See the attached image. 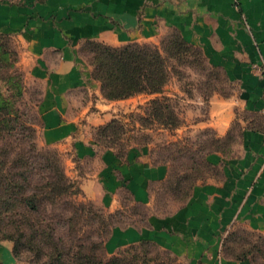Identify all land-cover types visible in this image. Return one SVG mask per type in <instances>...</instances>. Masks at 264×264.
<instances>
[{
	"label": "crops",
	"instance_id": "obj_1",
	"mask_svg": "<svg viewBox=\"0 0 264 264\" xmlns=\"http://www.w3.org/2000/svg\"><path fill=\"white\" fill-rule=\"evenodd\" d=\"M173 32L200 48L235 86L230 96L209 98L208 116L200 122L218 137L238 125L235 150L229 157L212 155L221 173L198 180L187 200H164L163 211L149 213L145 224L115 226L107 254L147 240L183 264H256L228 255L224 241L235 229L264 235V81L254 67L264 63V0H0V35L16 41L17 64L27 84L39 88V140L91 163L80 183L84 198L109 212L123 207V193L154 210L171 163L156 158L152 143L120 154L94 137L99 126L147 99L104 97L82 48L88 41L117 47L156 42ZM0 264L29 263L3 239Z\"/></svg>",
	"mask_w": 264,
	"mask_h": 264
},
{
	"label": "rangeland",
	"instance_id": "obj_2",
	"mask_svg": "<svg viewBox=\"0 0 264 264\" xmlns=\"http://www.w3.org/2000/svg\"><path fill=\"white\" fill-rule=\"evenodd\" d=\"M170 34L158 38L156 42L150 41L142 44L161 46ZM0 39H2L0 45L9 47L10 50L19 55L18 44L13 38ZM3 39L8 41L5 42ZM190 50L179 59L168 58L169 63L172 64V70L162 93L149 94L143 92L135 94L134 96L142 94V99L146 98L147 100L139 104L134 110H124L125 112H121L120 116L113 118L115 122H112L109 127L99 130L97 128L93 131V135L102 147H114L120 154H123L132 145L141 146L152 143L156 158L168 160L171 163L170 177L176 178L177 175L181 176L182 173L192 177L200 174L203 175L199 178L200 181L208 178L209 175H219L221 173V168L211 161V157L216 153H221L225 157H229L234 153L239 127L236 125L228 135L220 138L214 128L200 126L202 125L200 122L208 116L209 98L216 93L224 97L230 96L235 92V86L226 79L225 74L211 66H205V63L203 64L201 55L197 53L199 49L192 48ZM92 51L91 45L83 46L81 51L91 72L94 69ZM16 56L17 54L12 52L11 55L9 52L5 56L3 47H0V92L12 99L14 108L19 111L20 123L29 128L33 125L36 133L33 136L31 129L21 130V128L11 131L8 122L1 120L0 117V159L9 161V159L15 158L16 153L31 158L33 157V145L36 144L39 151L46 154L50 159L56 160L60 167L62 166L75 185L73 191L76 193V200L87 207L86 211L79 209V217L77 218L79 222L76 226L75 237L85 238L88 235H94L97 240H104L111 233L113 226H123L130 222L138 225L145 224V216L149 213H152V211L161 213L163 211L164 199L173 201L174 204L182 202L183 198L177 199L175 197L174 199L172 193H170L171 195L165 194L163 189H158L157 205L154 210H149L143 206L133 204L127 194L123 193L121 197L123 207L114 212H109L102 204L84 198L80 183L82 177L89 172L91 163L76 161L71 152L57 146L41 143L38 134L41 117L36 108L39 103V88L36 84H27L24 70L19 64L16 66L12 64ZM11 64L13 67H11ZM93 79L100 83L99 80ZM21 80L22 87H20ZM21 91L22 94H20ZM154 98H159L163 104L160 111L164 116L160 120L151 114L155 106L151 103ZM4 112L5 110L1 114L4 115ZM168 114H172L171 123H162V120L167 116L171 117ZM7 117L10 116L7 115ZM7 151H10V154H7ZM38 161L40 164L44 163L42 159H38ZM44 173L46 172L38 170L34 175L38 178ZM192 181L193 179L189 178L188 183ZM234 231L238 235L233 238L234 241L231 244L229 243L233 249H241V247L252 249L253 243L264 241V235L246 229H235ZM60 235L63 237L65 244L68 245L69 233L67 229H63V233L60 232ZM0 238H2V233H0ZM131 245L119 249L115 255L118 254V257L123 261L131 260L134 255H140L159 259L155 262L151 261L150 264L158 262L183 264L178 258L176 260L172 259L171 257L174 254L167 249L160 247L159 249L157 246L151 245L132 248L129 247ZM257 253H255L257 264H264L261 254ZM33 255L32 252L23 247L20 249L19 257L26 263L36 261ZM108 257H113V255Z\"/></svg>",
	"mask_w": 264,
	"mask_h": 264
},
{
	"label": "trees",
	"instance_id": "obj_3",
	"mask_svg": "<svg viewBox=\"0 0 264 264\" xmlns=\"http://www.w3.org/2000/svg\"><path fill=\"white\" fill-rule=\"evenodd\" d=\"M0 38L11 37L0 35ZM7 41L5 40V42ZM86 45H91L93 50L94 69L91 75L100 81L104 97L110 100L125 99L143 92L162 93L172 70V64L169 63L168 58L179 59L190 52L192 48L199 49L197 53L201 55L203 64L210 66L202 50L191 45L178 32L171 33L161 46L133 42L117 47L98 41H88L84 46ZM0 47H3L5 56L9 52L10 55L11 52L17 54L16 59L12 62L16 66L19 61L18 53L2 44ZM12 64L11 67H13ZM211 67L223 73L220 68ZM10 78L13 79L12 75ZM20 83V87H22V80ZM151 103L155 105L151 114L160 120L164 116L160 111L163 105L161 100L154 98ZM4 110V115H2L1 112ZM0 114L1 120L8 122L9 130L31 129L33 136L35 135V127L31 125L29 128L20 123L21 117L19 111L14 108L12 99L1 92ZM168 115L171 117L167 116L162 120V123H171L172 114ZM112 122H115L114 119L99 126L98 130L109 127ZM7 154H10V151H7ZM32 156L29 158L24 154L16 153L15 158L9 159V161L0 159V233H2L0 240L13 241L14 252L18 257L20 249L23 247L32 252L36 258V261L29 262V264H150L151 261L159 260L140 255H134L128 261H123L118 257V254L108 257L106 242L112 231L104 240H97L94 235H88L85 238L75 237L76 226L79 222L77 219L79 209L86 211L87 207L76 200V193L73 191L75 185L56 160L50 159L39 151L36 144L33 145ZM38 159H42L44 163H38ZM38 170L46 173L37 178L34 174ZM185 174L177 175L176 178L169 177L163 186V192L165 194L172 193L174 199L176 197L177 199L183 198L182 201L187 200L192 188L203 175L192 177ZM189 178L193 179L191 183H188ZM136 205L138 206V204ZM63 229H67L69 233L68 245L60 235V232L63 233ZM237 235V232L232 230L226 237L224 251L227 254L236 259L252 258L257 264L255 253L258 252L257 254H261L260 256L264 260V241L250 243L254 245L251 247L252 249L242 247L233 249L229 243L231 244ZM146 245L158 247L152 241L147 240L129 247H144ZM166 252L169 254L168 251ZM171 258L177 259L173 255Z\"/></svg>",
	"mask_w": 264,
	"mask_h": 264
},
{
	"label": "built area",
	"instance_id": "obj_4",
	"mask_svg": "<svg viewBox=\"0 0 264 264\" xmlns=\"http://www.w3.org/2000/svg\"><path fill=\"white\" fill-rule=\"evenodd\" d=\"M254 67L257 70L260 78L264 81V63L261 65L255 64ZM262 96H263V100H264V89H263V95ZM263 112H264V108H263Z\"/></svg>",
	"mask_w": 264,
	"mask_h": 264
}]
</instances>
